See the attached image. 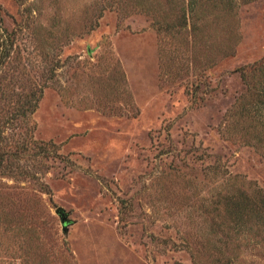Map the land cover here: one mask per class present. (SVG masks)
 I'll list each match as a JSON object with an SVG mask.
<instances>
[{
  "label": "rangeland",
  "instance_id": "rangeland-1",
  "mask_svg": "<svg viewBox=\"0 0 264 264\" xmlns=\"http://www.w3.org/2000/svg\"><path fill=\"white\" fill-rule=\"evenodd\" d=\"M166 1L0 0V264H264V225L215 209L264 190L228 131L264 0Z\"/></svg>",
  "mask_w": 264,
  "mask_h": 264
},
{
  "label": "trees",
  "instance_id": "trees-1",
  "mask_svg": "<svg viewBox=\"0 0 264 264\" xmlns=\"http://www.w3.org/2000/svg\"><path fill=\"white\" fill-rule=\"evenodd\" d=\"M221 0H167L168 7L179 11L178 21L186 23L187 12L194 13L198 5L212 3L217 6ZM229 10L234 7V0H226ZM186 7V8H185ZM177 25L171 23L164 24V31L175 29ZM243 75L247 84V95H245L235 110L231 112L228 131L231 139L239 140L247 145H254V148L264 155V65L254 63L247 67ZM257 78L259 80H257ZM38 107L37 102L32 105L30 113ZM254 141V143L252 142ZM4 152H0V169L4 167ZM239 191V190H237ZM220 206L225 214L234 223V228L238 231L246 226L252 217H255L259 224L264 225V190L253 188L250 192L240 191L238 196L233 195L224 198V203H217L216 211ZM221 255H224L220 251Z\"/></svg>",
  "mask_w": 264,
  "mask_h": 264
},
{
  "label": "water",
  "instance_id": "water-1",
  "mask_svg": "<svg viewBox=\"0 0 264 264\" xmlns=\"http://www.w3.org/2000/svg\"><path fill=\"white\" fill-rule=\"evenodd\" d=\"M57 214H59L61 216V223H62L64 229L66 230L67 225L70 224V221L68 219V215L66 213H64L63 209H61V208H59L57 210Z\"/></svg>",
  "mask_w": 264,
  "mask_h": 264
}]
</instances>
